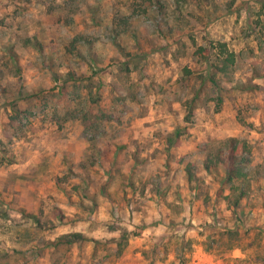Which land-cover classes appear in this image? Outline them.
<instances>
[{"label": "clouds", "instance_id": "9594fccd", "mask_svg": "<svg viewBox=\"0 0 264 264\" xmlns=\"http://www.w3.org/2000/svg\"><path fill=\"white\" fill-rule=\"evenodd\" d=\"M6 3L7 0H0V6ZM49 3L62 9L64 0H49ZM137 5L144 11L138 12ZM26 6L29 7L26 17L11 16L17 5L4 7L0 12V19L7 17L0 25V57H7L4 48L11 41L17 44V51L25 55L22 61L25 64L38 59L39 54L31 48L24 53L19 39L24 36L44 38L42 25L37 21L43 18L47 4L37 5L36 0H32L31 5ZM96 6L101 8L100 22L92 24L88 10ZM175 7L171 2L166 12L158 11L155 0H81L78 4L77 22L82 18L87 27H77L76 31L100 37L92 53L103 50L107 44L105 37L113 27L114 12L139 29L141 43L147 37L157 46L167 43L171 47L167 52H153L151 47L138 50L132 47L136 41L130 35L121 37L133 53H147V59L128 81L136 98L117 105L123 114L117 113L115 119L101 124L98 131H85L79 120L71 119L63 130H58L56 125L64 124L67 118L63 106L58 110L37 109L15 134L9 129L6 136L0 122V159L5 160L0 171V193H3L0 197V264H53L56 261L75 264L78 258L67 248L55 255H52L53 248H45V244L62 231L84 232L100 241L95 259L85 257L88 264H113V260L103 259L114 250L110 238L124 234L135 240L134 231L143 233L149 247L158 243L168 245L171 259L166 264H197L202 258L214 260L215 264H264V99L259 101L260 109L256 112L246 107V104L255 105L256 100L238 92L229 93L233 98L232 106L246 112V123H254L255 131L246 125L241 127L235 119L226 122L223 114L217 116L212 110L206 93L196 97L199 82L194 78L190 82L182 75L177 79L178 68L171 64L173 58L180 67L185 62L192 63L193 46L187 37L193 33L197 47H208L209 42L226 38L230 42L229 50L237 53L244 50L247 54L246 45L255 48L257 43L259 29L253 31L254 21L259 19L264 25V0H190L182 4L180 13L174 12ZM181 14L182 22L174 19ZM55 15H63V11L58 10ZM157 26L165 31L172 28L175 34L165 41ZM47 38L52 40L54 35L49 33ZM184 45H187L186 52ZM85 54H88L87 49ZM113 55L119 54L109 46L105 56ZM56 59L59 64V53ZM104 67H108L107 59ZM115 67L109 71L114 72ZM59 70L65 71L66 66ZM10 79L19 87L17 78ZM109 79L105 77L106 84ZM238 79L243 77L238 74ZM21 83L26 95L37 87L35 80ZM257 83L264 86V80ZM260 96L264 97V91ZM7 99L11 101L16 97ZM4 104L5 97L0 95V113L5 111ZM25 106L20 101V107ZM248 116L255 117V121L248 120ZM245 142L251 154L244 150ZM109 144L126 147L118 157L111 155L105 159L100 152ZM12 156L17 163L8 167L6 159ZM82 162L84 167H81ZM70 168L75 179L69 173ZM186 169L192 174L191 180ZM236 169L247 172L251 187L240 207L232 209L243 181H226ZM21 174L26 179H20ZM60 176L65 179L57 184L56 178ZM6 185L7 192L4 191ZM157 185L162 192L167 190L166 194L157 196L153 191ZM41 186L45 190L37 194ZM145 188L148 191L141 196ZM234 188L236 191H232ZM218 190L221 191L218 193ZM9 201L13 202L11 207ZM69 201L71 208L67 207ZM94 202L100 204L101 210L94 208ZM37 206L43 209L44 230L19 211L26 209L39 215ZM61 209L68 227L61 226ZM5 211L11 218L4 217ZM41 249L43 256L38 254ZM64 252L67 255H62Z\"/></svg>", "mask_w": 264, "mask_h": 264}, {"label": "rangeland", "instance_id": "374dc122", "mask_svg": "<svg viewBox=\"0 0 264 264\" xmlns=\"http://www.w3.org/2000/svg\"><path fill=\"white\" fill-rule=\"evenodd\" d=\"M80 2L81 0H64L62 9H58V6L49 3V0H36L37 5L47 4V7L43 8V18L37 21L39 25H42L41 33L44 38L24 36L19 39V46L24 49V53H27V50L31 48L33 52L39 54L38 59L30 60L26 64L22 63L25 55L17 51V44L11 41L4 48L7 57H0V61H2L0 63V95L5 97V102L10 104L13 110V114L10 117L18 119L20 129L23 128V122L27 118L36 114L37 109L41 111L49 108L58 110L59 106H63L66 110L67 118L64 119V124L56 125L58 130H63L64 125L71 119L73 122L79 120L81 127L85 131H98L101 124L115 119L117 113L123 114L122 109L117 108V105L124 104L128 99L134 100L136 98L135 92L130 91L132 86L129 85L128 81L131 79L133 71L139 68L145 60L146 53L143 51L133 53L127 41L122 40L121 37L130 35L131 39L136 41L132 47L138 50L151 46L154 50L157 46L155 41L145 37L143 43H141V33H134V28L129 20L119 15L118 12H114L112 16L113 27L110 30V35L105 37L107 44L103 46V50L92 53L91 49L100 43V37L88 34L85 31H76L77 27L81 29L87 27L84 19L81 18L79 23L77 22L78 4ZM171 2L176 5L174 12L180 13L182 4H188L190 0H155L157 9L161 12H166ZM31 3L32 0H7L6 4L0 6V12H3L4 7L17 5L13 9L11 16L13 18L26 17L29 13V7L26 5H31ZM136 8L138 12L144 11L139 5ZM58 10H62L63 15H55ZM88 11L91 13L89 16L91 23H99L101 8L99 6L91 7ZM188 15H191V13H188ZM6 19V16L4 19H0V25L4 24ZM174 19L182 22L184 19L183 14L175 16ZM254 24L255 28L253 31L259 29L256 36L257 43L255 48L246 45L247 54H245L244 50L239 53L234 49L229 50L230 42L226 38L221 41L209 42L208 47L203 45L197 47L195 34H189L187 39L193 46L191 53L192 63L185 62L183 67L178 65V74L180 75L177 78L180 79L182 75L190 82L194 78L199 82L196 89L197 98L202 93H206L207 101L213 105L212 110L217 116L223 114L226 122L235 119L236 123L241 127L246 125L252 131H255L254 123H246V112L238 111L232 106L233 98L229 93L238 92L241 96L256 100L257 103L255 105L246 104V107L253 108L254 111L259 112V101L264 99V97L260 96V93L264 91V86L257 83V81L264 80V25L259 19L254 21ZM157 28L159 29V26ZM49 33L54 35V39L49 40L47 38ZM159 34L163 40L167 41L175 32L172 28H168L167 31L159 29ZM201 39H204V37H201ZM172 42L177 43L175 40ZM109 46L111 50H114L119 55H113L111 58L106 57L105 52L109 50ZM160 46L167 49L171 47L167 43H162ZM200 47L203 48V52L198 53L197 50ZM86 49L88 50L87 55L85 54ZM184 49L186 52L187 45H184ZM46 51L47 55H45ZM56 53L60 54L59 64H57ZM12 56L14 59L11 58ZM232 56L234 58L233 63L229 61ZM119 57H124V59L119 60ZM133 57L137 58L134 60L132 59ZM182 58L184 59V57ZM106 59L108 67H104ZM249 60H253V62L249 64ZM114 65H116L115 71L110 72L109 69ZM65 66V71L59 70L60 68H65ZM246 73H250V75H245ZM238 74L243 77L242 80L238 79ZM10 77L17 78L19 87L12 83ZM98 77L99 79H97ZM105 77L110 78L107 84ZM139 79L140 77L137 78V82ZM25 80H35L37 84L35 90L28 95L25 94L24 84L21 83ZM233 81H236V83L233 84ZM228 85H232V87L229 88ZM9 96H15L16 99L8 101L7 98ZM20 101H23L26 106L21 108ZM4 109L5 111L0 113V121L7 117L6 107ZM185 119L187 120L188 117L186 116ZM247 119L255 121L256 118L248 116ZM125 147L126 145L122 144H109L100 152V155L105 159L111 155L118 157ZM12 159L13 156L7 157L8 167H10ZM0 163V171H3L5 160L0 159ZM81 167H84L83 162ZM69 173L73 179L76 178L72 174L71 168ZM186 174L188 175L187 170ZM257 176H259V172ZM19 178L26 179L22 174ZM64 179L65 177L63 176L57 177L56 183L58 184ZM44 190V186H41L37 190V194H42ZM4 191H8L7 185ZM73 191H75V187ZM147 191L146 188L141 190L140 195H145ZM153 191L157 196H160L166 194L167 190L162 192L159 185H157ZM17 194L21 193L18 192ZM64 194L65 196L67 195L66 192ZM2 195L3 193H0V197ZM8 203L10 207L13 204L12 201ZM67 207H73L71 201H69ZM94 208L97 211L101 210L98 202H94ZM19 211L27 219L33 220L37 227L44 230L45 221L43 220L42 207H36V212L39 215L29 213L26 209H20ZM3 215L6 218H11L6 211L3 212ZM59 219L62 227L69 226L64 224L67 217L63 209H61ZM69 223L71 224V221ZM71 226L76 227V224H71ZM53 229H55V225H53ZM64 233L71 232L62 231L60 235ZM81 233L85 234L84 232ZM52 234L54 235V231ZM133 236L135 240L129 237L128 246L121 255L115 253L117 245L112 243L114 244V250L109 252L103 259L106 261L111 259L113 264H166L171 259L168 245L158 243L149 247L143 239L142 232L136 233L134 231ZM54 240L48 241L45 244V248H53L50 243ZM89 245H91V248H89ZM99 246L100 244L95 245L94 242L76 243L70 250H67L78 258L75 264H88L85 257L90 256L94 260L99 254ZM62 248L66 247L61 246L60 250H55L52 255L60 253ZM105 251L107 252V247H105ZM38 254L43 256L45 254L44 250L41 249ZM62 255H67V252L62 253ZM53 264H58V261L53 262ZM197 264H215V261L202 258L198 260Z\"/></svg>", "mask_w": 264, "mask_h": 264}, {"label": "trees", "instance_id": "16d2710c", "mask_svg": "<svg viewBox=\"0 0 264 264\" xmlns=\"http://www.w3.org/2000/svg\"><path fill=\"white\" fill-rule=\"evenodd\" d=\"M198 53L203 52V48H198ZM14 59V57H11ZM231 63L234 62V58L229 60ZM244 150L249 152L251 154V148L250 146L245 142L244 144ZM3 164V163H2ZM1 165V163H0ZM208 165L205 166V169L207 170ZM189 175V179H192V174L189 169H186ZM232 179H241L243 183L241 184L239 188V194L237 197L234 198L232 203V208L240 207L241 200L245 197L247 194V190L250 188V182H248V174L242 169H236L234 172L231 173V175L227 179V183H231ZM223 188V186H222ZM221 190H218V193ZM232 191H236V189H232ZM85 242H94L95 245L100 244V241L96 240V238H89L85 234L81 232H71V233H64L56 238L53 242L50 243V245L53 247L54 250H60L59 248L61 246L66 247L67 249H71L74 244L79 243L83 244ZM110 243H115L117 245L116 254L121 255L124 250L127 248L129 243V237L127 235L122 234L119 238L112 237L110 238Z\"/></svg>", "mask_w": 264, "mask_h": 264}, {"label": "crops", "instance_id": "0c3cea01", "mask_svg": "<svg viewBox=\"0 0 264 264\" xmlns=\"http://www.w3.org/2000/svg\"><path fill=\"white\" fill-rule=\"evenodd\" d=\"M148 29H145V31H147ZM134 33H140L139 32V29L138 28H134L133 30ZM151 42V41H150ZM151 44H153V42H151ZM152 47V46H151ZM161 48V49H160ZM153 50V49H152ZM167 48L165 47H161L160 45L156 46V48L153 50V52H156V51H162V52H167ZM138 57V56H137ZM137 57H133L132 59H136ZM127 59H129V57H127ZM147 59V53H146V56H145V60ZM181 60H183V58L181 57L180 58ZM171 64L173 65H176V67L178 68V65L176 64V60L175 58H173V60L171 61ZM167 66V65H166ZM140 68V66H139ZM179 70V68H178ZM180 74L177 73V78L179 77ZM3 107H6V111L8 110V108H11L10 104L5 102L4 106ZM12 110V108H11ZM8 112V111H7ZM9 113V112H8ZM7 113V117H6V120H5V117L0 121L3 123V126H4V134L7 136L8 135V132H9V129H12L13 130V134H15V132L19 131L20 130V127L18 126V123L19 121H17L18 119H16L15 117L12 118L10 116H12L13 114V110L11 111V114H8ZM15 126V127H14ZM11 164L9 165L10 167H13L15 166V164L17 163L14 156H13V159L12 161H10ZM7 163V162H6Z\"/></svg>", "mask_w": 264, "mask_h": 264}]
</instances>
